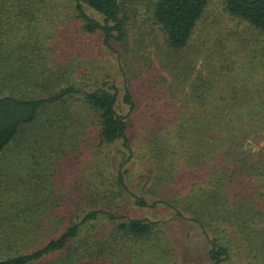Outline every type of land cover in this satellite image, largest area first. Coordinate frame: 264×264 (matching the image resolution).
<instances>
[{
    "label": "rangeland",
    "instance_id": "374dc122",
    "mask_svg": "<svg viewBox=\"0 0 264 264\" xmlns=\"http://www.w3.org/2000/svg\"><path fill=\"white\" fill-rule=\"evenodd\" d=\"M27 1L26 9L31 10L28 14L0 18V36L3 40L13 37L9 44L8 40L3 43L20 48L18 35L20 41L23 36L27 38L22 46L28 50L19 49L18 55L35 77L43 68H54L67 75L66 81L70 77L71 82L90 83L94 88L107 79L117 84L121 89L118 107L127 116L134 154L130 155L121 142L98 145L96 125L78 100L73 99L75 104L70 107L72 117L67 116V103L42 111L36 122L26 126L0 153V244L7 242L5 238L13 243H45L58 235L72 217L80 221L88 211L103 209L118 216L162 221L171 246L170 264H214L207 257L208 242L194 222L177 218L169 205L159 203L154 208H143L134 200L136 195H142L150 202L165 200L180 206L188 173L193 170L184 167L185 161L178 157L179 168L173 169L177 183L160 178L164 171H157L152 159V133L171 128L177 131L179 111L186 109L187 94L194 90L197 80L210 78L212 71L222 72L213 74L221 82L226 79L259 84L264 31L229 13L222 1L210 0L189 44L172 50L162 28L153 22L146 0H121L127 15V38L124 42L113 41L108 48L101 33L84 31L75 9L70 14V0H41L35 4ZM86 10L103 19L94 9L87 6ZM36 12L39 15L32 18ZM256 44H260L257 49ZM219 59L231 68H222ZM8 63L3 62L2 76ZM9 65H14L17 75L20 61ZM24 72V68L19 70V76ZM35 77L32 76L34 81ZM20 80L15 78L18 92L26 87L19 84ZM126 84L134 94V109L123 101ZM56 109L62 126L54 117L43 124ZM85 119L88 126L81 129ZM61 134L67 138L61 139ZM122 162L125 166L121 169ZM120 169L127 171L128 189L117 183ZM95 223L99 226L96 233L104 225L103 230L110 228L105 215ZM7 252L0 245V258L7 257ZM123 264L146 263L136 252ZM225 264L241 263L233 259Z\"/></svg>",
    "mask_w": 264,
    "mask_h": 264
},
{
    "label": "trees",
    "instance_id": "16d2710c",
    "mask_svg": "<svg viewBox=\"0 0 264 264\" xmlns=\"http://www.w3.org/2000/svg\"><path fill=\"white\" fill-rule=\"evenodd\" d=\"M37 1L41 0H32V4ZM70 1L73 6L72 11L68 9L70 14L76 11L84 31L101 33L106 47L110 48L113 41L126 40L127 15L121 0ZM220 1L229 13L248 22L254 29L264 31V0ZM209 2L146 0L145 3L153 22L164 31L168 46L172 50H181L193 38ZM87 6L103 19L90 15ZM26 7H29L27 0H0V18L7 20L14 13L17 16L28 14L31 10ZM36 15L39 13L31 16L35 18ZM11 38L6 36L4 40L9 44ZM17 38L20 48L6 46L0 36V72L4 68L3 62H9L5 76L0 74V153L26 126L33 125L42 111L67 103L66 112L70 114L67 116L72 117L70 107L74 106V99L80 101V108L87 110L94 121L98 145L121 142L130 155L134 154L127 133V116L118 107L121 89L117 84L107 79L94 88L90 83L71 82L70 77L66 81L67 75L54 68L50 71L43 68L35 77L18 55L19 49L28 50L22 46V41L27 38L23 36L20 41V34ZM261 47L264 49V45ZM16 61H20L17 75L14 65H9ZM219 61L222 68H231L224 60ZM260 65L262 78L259 84L226 79L221 82L213 77V74H222L217 70L212 71L210 78H200L193 86L194 90L187 94L186 109L179 111L177 131L173 128L153 131L155 138L150 149L156 170L164 171L160 178L177 183L173 169L179 168L178 157L185 161L184 167L193 170L188 173V183L183 188L186 193L180 198V206L165 200L150 202L142 195H136L134 200L143 208H154L159 203L169 205L175 209L177 218L194 222L208 242L207 257L214 264H225L233 259L241 264H264V63L260 62ZM22 68L26 72L19 76ZM16 77L21 79L19 84L26 86L19 92L15 87ZM123 90L124 103L134 109L136 102L130 86L126 84ZM208 108L210 112L206 111ZM59 113L57 109L53 111L43 124L54 117L62 126ZM82 121L85 122H81L83 127L80 128L84 129L88 120ZM60 137L67 138L63 134ZM166 160L167 164L161 165ZM124 166L122 162L121 169ZM121 169L117 183L128 189L127 171ZM102 215L107 217L110 228L103 230L104 225L100 227L102 231L96 233L94 230L99 226L95 222ZM67 223L58 235L45 243L43 240L13 243L5 238L7 242L0 245L8 250V256L0 258V264H107L110 261L123 264L136 252L146 264L171 262L168 254L171 246L162 221L118 216L99 209L88 211L80 221L72 217Z\"/></svg>",
    "mask_w": 264,
    "mask_h": 264
}]
</instances>
